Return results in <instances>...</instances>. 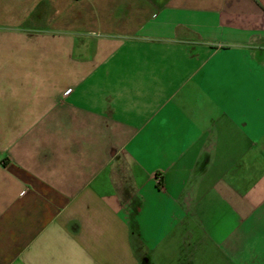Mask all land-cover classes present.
Segmentation results:
<instances>
[{"label":"crops","instance_id":"0c3cea01","mask_svg":"<svg viewBox=\"0 0 264 264\" xmlns=\"http://www.w3.org/2000/svg\"><path fill=\"white\" fill-rule=\"evenodd\" d=\"M207 246L264 264V0H0V264Z\"/></svg>","mask_w":264,"mask_h":264},{"label":"rangeland","instance_id":"374dc122","mask_svg":"<svg viewBox=\"0 0 264 264\" xmlns=\"http://www.w3.org/2000/svg\"><path fill=\"white\" fill-rule=\"evenodd\" d=\"M175 246L178 245L177 242H175L174 244ZM200 253V252H199ZM173 254V253H172ZM175 254H177V252H175ZM196 260L193 264H224L223 261L221 260V255L218 251L214 250L212 247L207 246L203 252H201V255H197L196 256ZM175 261H171L170 262L172 264H181L180 262H177V256L175 255H171V259H173ZM179 258V257H178Z\"/></svg>","mask_w":264,"mask_h":264},{"label":"built area","instance_id":"2783aa9c","mask_svg":"<svg viewBox=\"0 0 264 264\" xmlns=\"http://www.w3.org/2000/svg\"><path fill=\"white\" fill-rule=\"evenodd\" d=\"M70 91V89L69 90H67V92H69Z\"/></svg>","mask_w":264,"mask_h":264}]
</instances>
